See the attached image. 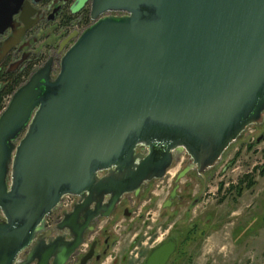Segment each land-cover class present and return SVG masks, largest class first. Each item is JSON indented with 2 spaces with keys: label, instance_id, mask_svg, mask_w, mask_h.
<instances>
[{
  "label": "water",
  "instance_id": "obj_1",
  "mask_svg": "<svg viewBox=\"0 0 264 264\" xmlns=\"http://www.w3.org/2000/svg\"><path fill=\"white\" fill-rule=\"evenodd\" d=\"M36 5L0 0V65L40 22ZM88 5L93 24L61 46L59 74L50 59L0 115V264H68L92 229L83 210L110 217L184 154L178 181L205 178L264 125V0H76L73 13ZM66 195L80 198L58 227L71 239L46 246L41 225Z\"/></svg>",
  "mask_w": 264,
  "mask_h": 264
},
{
  "label": "rangeland",
  "instance_id": "obj_2",
  "mask_svg": "<svg viewBox=\"0 0 264 264\" xmlns=\"http://www.w3.org/2000/svg\"><path fill=\"white\" fill-rule=\"evenodd\" d=\"M59 27V21L46 23L27 37L32 48L26 53L42 57V61L36 64L49 59L51 43L63 33ZM0 41L3 42V38ZM22 56L20 53L6 62L4 72ZM32 70V66L28 68L29 74ZM59 72L58 62L54 68L55 76ZM3 79L0 78L1 90L6 85ZM28 79L26 73L21 85ZM11 97L6 99L4 109ZM262 135L264 125L249 127L226 151L222 162L212 169L204 198L196 206L172 210L170 221L168 218L162 220V206L184 168L182 162L186 156L183 155L167 178L157 181L152 191L133 205V218L121 219L111 225L110 232L117 244L102 264H143L151 249L165 241L170 233L179 242L170 264H264V139L258 142ZM189 181V178H184L181 185ZM251 182L252 187L249 186ZM201 187L200 183L193 185V198ZM151 198L156 201L154 205H151ZM140 216L143 219L140 220Z\"/></svg>",
  "mask_w": 264,
  "mask_h": 264
},
{
  "label": "flooded vegetation",
  "instance_id": "obj_3",
  "mask_svg": "<svg viewBox=\"0 0 264 264\" xmlns=\"http://www.w3.org/2000/svg\"><path fill=\"white\" fill-rule=\"evenodd\" d=\"M30 1L31 2L36 1L38 3V5H36L35 8H37L41 12L40 17H39L40 22L26 34L25 38L22 40L21 45L19 47H16L3 60V62L0 65V78L4 77L5 75L23 73L32 66L33 70L31 74L29 75V79H30V77L37 70L43 67L50 59L54 60V68H55L56 63L58 62L60 63V60L62 58L63 53H60L61 46L65 44L72 36H74L75 34H79L82 29L89 27L93 23L91 19V7L89 5L86 6L84 9H82V11H80L79 13L77 14L73 13L72 8L76 0H30ZM87 14H89L90 16V21L86 23V21L83 19V16H86ZM56 21H59V25H60L59 29L63 31V33L59 36H56L53 43H51L50 45L51 53H50L49 59H47V61H45L44 63L38 65L36 63H40L42 61V57L35 56L36 54H31V52L26 53V51H29V49L32 48L31 47L32 44L29 42L27 37L35 29L39 28L43 24H46V23L55 24ZM67 29H71V31L69 32ZM7 37L8 36L0 37V39L3 38V41H4ZM36 41L37 39H35V43ZM1 42L2 41H0V43ZM57 44L59 45L58 48H56ZM71 44L72 43L68 44L66 46V49ZM20 53H23L22 58L17 60L11 66H9L7 71L4 72L7 66L6 62L11 60L13 57L18 56ZM34 56L35 58L33 59ZM28 80L24 84H26ZM184 155L186 156V159L182 162L184 163V168L180 173H182L189 166L190 161H191V158L187 154H184ZM180 162L181 160L178 162H174L171 165L164 179L167 178V175H169V172L174 167V165ZM211 172L212 170L207 172L205 174V178H202L201 176H199L197 172L189 173L184 178H189L190 181L184 186L181 185V181L184 178L178 181V176L180 175L179 173V175L175 179L173 190L171 191V193L169 194L168 198L166 199L165 203L162 206L161 215H160L162 220L168 218L167 221H170L172 210L175 211L177 208L181 209V208L186 207L187 205L196 206L199 203V201L202 200L207 193V186H208L209 181L211 180ZM105 175H106V172L99 174V177H104ZM157 181H161V180H154V181L146 183L139 194H135V193L125 194L120 200V202L117 204V206L114 208L111 216L108 218L100 217L101 214L106 213L105 209H102L101 211H99L98 215L95 214L96 210L93 207L91 208V210H93L92 212H87L86 210L85 211L83 210L79 216V224L83 225L89 218H94L90 225L92 229L85 233L84 243L78 249L77 253L70 259L68 264H82V260L88 255L92 257H91V260L87 264H102L107 259L108 255L113 251V249L115 248L117 244V240L114 238V235H112L110 232L111 225L113 226L117 224L121 219L133 218V216L135 215L133 205L135 206L140 201H142L143 198L152 191V188L154 187ZM198 183L201 184L202 189L193 198L192 197V194L194 191L193 185L196 184L198 186ZM174 190H176V194L173 199H170ZM192 198H193V202H192ZM109 199L110 198L107 197L105 202L107 203ZM153 199L154 198H151V205H154V203L156 202V201H153ZM70 200L72 202V206L69 210L64 209V206L61 204L60 206L57 207L56 210L53 211L51 215H49L45 219L44 223L42 224L41 231L38 237L44 240L43 243L46 246H50L54 242L59 241V240H61L59 241L60 243L70 241L71 239L70 231L68 230H65L64 232L58 231V227L61 224V222H63V220L65 219V216L67 214L74 212L75 207L80 203V198L76 196H71ZM166 204H169L167 208H165ZM139 219L140 220L143 219V216H140ZM103 222H106V223L104 226H101ZM170 240L175 241L179 248L178 240L173 235H171V233H170V236L165 241L160 243L159 245L165 242H168ZM156 247H153L151 251ZM28 252L29 251H25L22 254L23 259L27 257ZM175 254L171 257L168 264H170Z\"/></svg>",
  "mask_w": 264,
  "mask_h": 264
},
{
  "label": "trees",
  "instance_id": "obj_4",
  "mask_svg": "<svg viewBox=\"0 0 264 264\" xmlns=\"http://www.w3.org/2000/svg\"><path fill=\"white\" fill-rule=\"evenodd\" d=\"M84 20L86 22L90 21L89 14H87V16L84 17ZM26 73H27V76L30 75L29 71L26 70L23 73L11 74V75H5L4 76L3 81L6 85L0 91V112L4 109L6 99L9 98L10 96H12L14 94V92L16 91V88H18L23 83L22 77L24 75H26ZM249 186L252 187L253 183L251 182L249 184Z\"/></svg>",
  "mask_w": 264,
  "mask_h": 264
},
{
  "label": "built area",
  "instance_id": "obj_5",
  "mask_svg": "<svg viewBox=\"0 0 264 264\" xmlns=\"http://www.w3.org/2000/svg\"><path fill=\"white\" fill-rule=\"evenodd\" d=\"M88 28V27H87ZM87 28H84V29H82L80 32H82V31H84L85 29H87ZM138 151H141V149H139ZM71 196L70 195H67V196H64L63 197V203H61L63 206H64V209H67V210H69L70 208H71V206H72V202H71ZM23 260V256H22V254H20V256H19V259H18V262L19 261H22Z\"/></svg>",
  "mask_w": 264,
  "mask_h": 264
}]
</instances>
